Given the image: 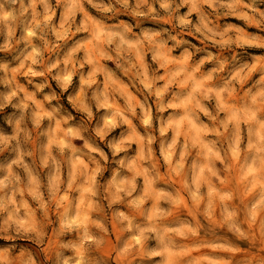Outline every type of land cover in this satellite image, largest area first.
<instances>
[{
	"label": "clouds",
	"instance_id": "9594fccd",
	"mask_svg": "<svg viewBox=\"0 0 264 264\" xmlns=\"http://www.w3.org/2000/svg\"><path fill=\"white\" fill-rule=\"evenodd\" d=\"M0 264H264V0H0Z\"/></svg>",
	"mask_w": 264,
	"mask_h": 264
}]
</instances>
